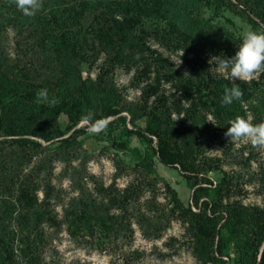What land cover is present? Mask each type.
I'll list each match as a JSON object with an SVG mask.
<instances>
[{"label":"rangeland","instance_id":"obj_1","mask_svg":"<svg viewBox=\"0 0 264 264\" xmlns=\"http://www.w3.org/2000/svg\"><path fill=\"white\" fill-rule=\"evenodd\" d=\"M87 2L98 5L91 16L100 13L105 20L114 16L115 0ZM211 9H203L209 19L206 29L191 33L186 28L175 31L166 19L155 18L139 34L142 48L129 64L112 65L106 53L95 48L81 65L85 77L105 74L114 80L140 126L150 133L173 126L189 136L188 145L164 153L170 164L156 153L154 167L146 169L119 148L123 139L117 122L98 135L86 131L66 162L55 163L53 181L59 191L53 202L55 217L51 225L31 235L33 243L24 240L27 234L18 224L17 210L11 207V215L5 213L0 192V264H211L195 253L190 225L166 189L171 185L185 204L191 203L193 186L185 178L187 172L201 182L207 177L214 185L224 182L222 210L264 208V149L249 142L232 144L209 112L217 85L242 81L217 71L221 59L237 52L219 44V33L237 35L251 27L235 11ZM37 14L26 17L13 0H0V51L21 63L34 59L42 73H49L48 67L40 68L46 54L37 48ZM246 83L264 88V72ZM189 107L197 108L196 116L187 115ZM150 114L164 127L149 120ZM248 115L254 123L264 122V113L255 115L250 109ZM60 122L66 130L70 123L65 112ZM79 125H85L83 120ZM131 144L143 146L136 133ZM154 145L158 147L156 137ZM63 168L74 173L62 176ZM217 245L229 264H246L225 230Z\"/></svg>","mask_w":264,"mask_h":264},{"label":"trees","instance_id":"obj_2","mask_svg":"<svg viewBox=\"0 0 264 264\" xmlns=\"http://www.w3.org/2000/svg\"><path fill=\"white\" fill-rule=\"evenodd\" d=\"M95 6L98 5L87 0H43L42 9L37 12L36 43L39 51L46 54L40 68L48 67L49 73H42L34 59L21 63L0 51V192L5 213L11 215V207L17 210L18 224L26 232L24 240L29 244L33 243L32 234L54 220L53 202L59 196L53 181L55 163L66 162L79 148L80 136L87 130L86 125L78 124L89 111L95 113L96 119L106 117L110 123L120 124L123 140L119 148L128 150L133 161L146 169L154 167L156 153L161 161L170 164L164 153L179 152L189 142V136L173 126L164 127L154 114L147 118L158 121L164 127L161 132L150 133L140 126L132 104L111 77H85L81 65L91 51L100 48L112 65L129 64L141 51L139 34L155 18L166 19L175 31H203L209 21L203 9L217 6L242 15L251 29L264 31V0H115L114 16L109 20L99 18L100 13L91 16ZM219 34V44L226 50L238 51L242 33L236 35L227 30ZM220 84L215 88L209 112L224 131L230 120L247 116L250 109L255 115L264 113L262 85L235 83L243 92L242 98L223 105L224 90L234 83ZM45 88L47 100L38 101L37 91ZM63 112L70 123L66 130L60 122ZM187 115L196 116L197 108L189 107ZM134 133L143 146L131 144ZM73 173L67 168L61 170L62 176ZM185 178L193 186L191 203L185 204L171 185L167 184L166 189L175 209L190 225L197 256L211 264H229L218 254V239L225 230L246 264H264V208L250 211L240 206L222 210L224 182L214 185L209 177L201 182L191 172Z\"/></svg>","mask_w":264,"mask_h":264},{"label":"clouds","instance_id":"obj_3","mask_svg":"<svg viewBox=\"0 0 264 264\" xmlns=\"http://www.w3.org/2000/svg\"><path fill=\"white\" fill-rule=\"evenodd\" d=\"M13 3L26 17L35 16L43 6V0H13ZM217 71L226 78L245 82L264 72V31L248 29L243 32L238 51L231 58L221 59ZM242 96L240 86L234 83L231 87L225 88L221 102L223 105H230L234 100H240ZM36 97L38 101L47 100L48 90L46 88L38 90ZM94 117L95 113L89 111L82 120L90 134L98 135L107 128L110 121L106 117L99 119ZM253 119L251 115L236 116L229 121L225 136L230 138L232 144L249 142L254 147L264 149V122L254 123Z\"/></svg>","mask_w":264,"mask_h":264}]
</instances>
